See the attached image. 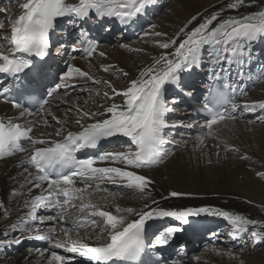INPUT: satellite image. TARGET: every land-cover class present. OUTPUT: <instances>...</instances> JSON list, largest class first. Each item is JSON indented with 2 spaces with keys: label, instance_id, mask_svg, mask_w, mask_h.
Listing matches in <instances>:
<instances>
[{
  "label": "snow or ice",
  "instance_id": "obj_1",
  "mask_svg": "<svg viewBox=\"0 0 264 264\" xmlns=\"http://www.w3.org/2000/svg\"><path fill=\"white\" fill-rule=\"evenodd\" d=\"M0 2L11 3L12 0ZM255 2L256 0H251L247 6L252 7ZM17 3L22 13L10 20V34L0 36V74H7L19 80L21 74L26 77L34 70V58L44 59L50 56L51 36L61 19L66 18L72 27L80 26V47L62 42L55 48V54L60 55L64 49L71 47L74 52L81 51L92 55L96 53L98 42H93L82 30L84 22L94 14L97 18L114 19L129 27L137 22L152 0H17ZM242 6H245V0H234L225 7L238 12ZM0 12L6 10L0 9ZM222 13L223 8L203 17L191 30L187 27L181 29L182 39L176 37L159 43L160 48L172 47L174 51L159 55L152 64L144 67L138 76L131 78L125 89L118 90L111 81H105L112 95L109 96L108 92L104 95L110 100L121 97L122 103H112L102 112L77 109V131L67 130V122L52 115V120L58 125L54 128V133L60 139L37 138L34 135V129L37 127L35 119L24 120L23 123L17 121L25 116H32L27 107L29 103L37 105V111L48 114V108H45V105L50 104L48 97H53L62 87L65 91L82 88V85H75L70 81L73 78L91 79L87 72L79 67L68 66L67 70L59 75L60 82L47 91L45 98L31 97L25 104L8 99V94L12 91L10 86L0 89V95L5 102L20 109L18 117L0 118V158L25 153L27 156L20 162L21 166L27 164L35 169L26 181L31 187L27 193H21L27 197L24 200L27 211L18 218V223L9 226L17 233V237L12 241L0 240V246H8L13 242L22 243L19 236L39 233L40 225L52 221L54 224H69L73 227H61L63 238H55L57 229L54 226L48 227L46 232L34 238L46 241L55 248H63L66 253L77 254L90 264H148L146 257L153 249L168 245L174 239V234L182 231L183 225L189 224V218L201 216L219 217L230 222L233 227L230 236L234 240L242 239L244 234H248L257 242H264V222L212 206L169 209L160 206L155 200L152 202L155 207L145 205L146 210L139 212L117 206V213L135 212L138 216L137 219L129 220L125 216L102 210L88 201L89 189L108 191L107 188L101 189V184L96 183L97 181L106 180L117 187L141 193L150 190L153 183L150 178L128 169L150 168L163 163L172 155L169 146L174 143V130L193 126L170 120V114L175 112L179 100L176 97L171 100L166 98L167 86L179 88L182 77L191 75L194 69L201 68L205 62L208 64L209 78L213 83L208 89V99L201 113L205 117L203 130L196 137L201 144L206 136L214 135L213 126L235 120L238 107L264 110V102L239 106L235 103L238 95L246 94L247 86L243 83V78L244 69H250L253 62L251 47L264 38V11L226 17L222 16ZM197 19L198 17L192 18L193 21ZM3 29L4 22L0 21V30ZM104 30L111 32V27L105 26ZM155 35L163 34L157 32ZM99 55L104 56L105 53L100 52ZM110 67L111 65H106L103 70L108 71ZM121 74L126 78L129 75L122 70ZM233 76L236 77L235 80L231 79ZM93 83L99 81L93 80ZM185 94L190 95L187 92ZM97 116L103 118L94 119ZM84 119L94 122L81 123ZM117 136L126 137L130 141L126 151L100 152L98 155L85 152L78 156V153L84 150L96 149L102 140ZM216 147L219 148V145ZM103 162L121 164L124 167L97 166ZM78 183L80 187H77ZM33 189H39V194L32 196ZM187 195L190 194L173 191L163 199ZM89 208L94 210L76 218L71 215L70 210L83 213ZM3 209L4 205L0 202V210ZM40 209L54 210V214L47 217L38 215ZM97 217L104 221L100 232L110 233L104 243L90 246L82 239H72L74 228L77 231L89 227L95 230L98 225ZM164 218L179 222V226H169L151 240L146 231L147 223ZM4 235L7 236L8 233L5 232ZM97 235L99 236V233ZM181 250L183 251V246ZM50 264H68V258L52 252ZM161 264H167V261L161 258Z\"/></svg>",
  "mask_w": 264,
  "mask_h": 264
},
{
  "label": "bare ground",
  "instance_id": "obj_2",
  "mask_svg": "<svg viewBox=\"0 0 264 264\" xmlns=\"http://www.w3.org/2000/svg\"><path fill=\"white\" fill-rule=\"evenodd\" d=\"M20 2H22V0H20ZM71 2H77V0H71ZM180 2H183L184 4L181 11L174 6L172 14L168 15V18L165 21L170 25L168 26V23L164 24V22L161 26H158L155 29V33L159 32L163 35H153L150 40L146 41V46L140 47L138 46L139 44L133 46L129 43L121 42L119 44V40L116 41L111 35H109L107 36V39L110 41L101 46L97 55L92 60H71L69 66L79 67L81 70L87 72L91 79L85 80L84 78H73L70 82L72 84L80 85L85 84L96 77L97 81H100L101 84H103V87L100 85L102 90L108 92V94L110 93L109 96H111L112 93L104 83L105 81H111L113 86L118 90L125 89L126 86L124 88H119L120 85L115 83L118 76H123L121 70L129 74L126 79L127 82H130L131 78L138 76L139 72L144 67L152 64L159 55L174 51L172 47L169 49L160 48L159 43L168 42L176 37L182 39L183 36L180 32L181 29L187 27L188 30H191V28L197 25L203 17L220 11L222 8V16L224 17L228 15L244 16L250 14L238 13L237 11L232 13L225 12V6L230 2H234V0H180ZM249 3H251V0L245 2V6L243 7L247 9L250 8L252 13L264 11V7L260 4H257V8L255 9V5L252 7L247 6ZM256 3L257 2H255V4ZM1 5L0 7L5 5L8 6L10 3L5 4L4 2H1ZM7 9H11V6ZM241 9L243 8H240V10ZM21 13L22 10L19 6L17 7V13H12L11 11L9 14L7 13L8 22L6 25L4 24V29L0 30V36L10 34V20L14 19ZM193 17H198V19L193 21ZM183 20L184 22L182 26H179L178 28L175 27L174 29L170 27L171 25L175 26V22L178 24ZM260 41L263 42L264 38H261L258 42ZM111 42L114 43L113 47L110 46ZM177 43H179V40H177ZM100 52L105 53V55L100 56ZM64 58L66 60L70 59V57L66 55ZM64 58L61 59L57 56L56 59H60V62L62 63L65 61ZM106 65H111L108 71L103 70V67ZM191 90L192 89H190V91ZM260 90L261 88L256 91L254 95H249V101L239 100L237 105L264 102V95L259 93ZM73 91L76 90H72L66 98L64 97L62 99L54 100L53 103L47 107L48 114L42 113L39 118L36 119L37 127L34 135L37 138L49 140L60 139L55 136L54 128L58 127V125L52 120V115L59 117L62 121H66L67 130L77 131L78 126L75 123V120L79 118L77 109L80 111L102 112L112 103H122L121 97H116L115 100H110L104 97L106 101L101 103L95 99V97H88L85 99L78 97L77 93H74ZM191 92L195 100L199 99L197 92ZM100 105H103L104 107L101 108ZM175 108V113L178 115V118L173 122L182 121L185 125L191 124L193 126L183 127L186 131L175 132L173 138L174 148L169 149L172 155L156 168L146 171L131 168L128 169L135 170L138 174L146 175L153 181L150 190H146L144 193L124 188L126 193L133 191V193L140 195H137L139 199H141L139 201L140 203L129 204L126 203L127 201L120 200L118 197L111 194L108 196H92L90 191L88 201L97 205L100 209L111 211L114 215L118 216L122 214L116 212L117 206L121 209L132 208L136 212H139L140 210H146L144 209L145 205L155 207L152 203L155 200L160 206L169 209L212 206L219 210H228L236 214H243L246 218L264 222V175H259L264 173V125L252 124L247 120L242 121L237 118L235 120H229L223 122L220 126H213L214 135L206 136L203 144H201L196 137L200 135L203 130L202 126L204 123L195 121L192 114H190V111L185 110L181 104H177ZM0 111H5L10 115L13 114V111L9 112L8 107L2 104H0ZM66 113H68V115H65ZM248 117L250 119L253 118L251 116ZM102 118L103 117L97 116L94 119ZM45 120L47 121V124H45ZM92 122L94 121L90 119H84L81 121V123ZM216 145H219V148H217ZM126 150L127 149H121L114 152ZM25 159L26 156L22 155L16 159L0 161V202L4 205V209L0 210V240L6 239L11 241L13 236L17 237V233L9 226L18 223V218L27 211L24 207V200L27 197L22 196L21 193H27L29 187H31L26 181L30 178L29 174L34 173V170L27 164L21 166L20 162ZM104 166L124 167V165L111 164L109 162ZM25 168H27V171H25ZM101 184L107 186L111 183L105 180L101 182ZM9 186L14 188L13 190L17 191L22 199H20L14 207H10L5 201ZM173 191L188 193L190 195L163 199V197H167L168 194ZM39 192V189H33L31 195H38ZM143 194L146 195L147 202L141 203L145 200ZM5 209L10 210L7 218L2 217ZM93 210L94 209L89 208L85 209V212L88 213ZM39 214L41 215V212ZM71 215L73 217V212H71ZM125 217L129 220L138 218L135 212ZM202 217L203 216L198 218ZM215 218L225 220L219 217ZM227 225H231L230 222H228ZM50 226H54L57 229L55 238H63V233L60 229L61 227H66V224H54L52 221H46L44 224L40 225L39 227L41 231L39 233H26L24 236H19V238L23 240L28 235L37 236L43 234ZM5 232L8 233L7 236L4 235ZM97 233L98 232L94 233L89 229L71 235L72 239H82L90 246H98L99 244H102L99 243V240L102 241L103 236L100 233L98 236ZM109 235L107 236L109 237ZM201 237L202 236H198L194 240V246L198 249L202 245ZM8 247L9 245L0 246V264H50L52 252H56L60 255L66 253L63 248H55L50 244V247L47 246L43 249L29 248L24 252H19V255H17V253L15 255L14 253L13 258L7 262L3 255ZM171 264H174V262ZM175 264H228V261L227 259L221 261L217 256H214L211 250H207L205 254L198 256V258L196 257L190 261L188 260L186 263L176 261ZM248 264H264V256L249 260Z\"/></svg>",
  "mask_w": 264,
  "mask_h": 264
},
{
  "label": "rangeland",
  "instance_id": "obj_3",
  "mask_svg": "<svg viewBox=\"0 0 264 264\" xmlns=\"http://www.w3.org/2000/svg\"><path fill=\"white\" fill-rule=\"evenodd\" d=\"M247 1L248 0H245V2H247ZM256 2L257 3L255 4V9L257 8V4H260L261 6L264 7V0H262V1H256ZM5 4H9V3H5ZM183 5H184L183 2H180V0H170L168 2L167 6L162 10V12L158 15V17L153 21L154 23H152L144 31V34L142 35L141 39H138L136 42H133V41L124 42L123 40L120 41L119 40L120 38H115V40L116 41L119 40V44L121 42V43H129V44H131L133 46H137L138 44H139L138 46H140V47L146 46L147 45V42L146 41L147 40H150L153 37V35L155 36V29L158 26H161L162 23H164L167 20L168 15L172 14L173 7L176 6V8H178L181 11ZM10 6H11V9H7ZM17 7H18L17 0H12V2L10 3V5H8V6L5 5L3 7H0V9H5L6 10V12H1V14H0V21L4 22V24L6 25L7 22H8L7 17H8L9 12L11 11L12 13H14V12L17 13ZM240 8H243V9L240 10ZM240 8L238 10V13H252L250 8L247 9V8H245L243 6L240 7ZM224 11L225 12H231V13L234 12L233 10H230L227 7L224 8ZM183 22H184V20L182 22L180 21L178 24L175 22V26L174 25H171L170 27L172 29H174L175 27L178 28L179 26H182ZM167 23L168 22H165L164 24H167ZM169 25L170 24L168 23V26ZM152 26H154V27H152ZM113 45H114V43L111 42L110 46L113 47ZM93 80L97 81V78L95 77L94 79H92L91 81L89 80L85 84H80V85L83 86L82 89H81V87L80 88H76L75 89L76 91H73V92L74 93H77L78 97H81L83 99L88 98V97H90V98H94L95 97V99H97L99 102L104 103V101H106L105 98H107V97L104 95L105 91L102 90L103 84H101L100 81H99V83H93ZM115 83L117 85L118 84L120 85L119 88H124L125 86L128 85L129 81L127 82V79L124 76H118L116 78ZM260 88H261V90L259 91V93L264 95V82H263V84L261 86H259V88H257L255 91L249 93L246 96L247 97L246 100L249 101V98H248L249 95H254L256 93V91H258ZM108 95H110V93ZM248 116H251V114L248 113L246 118H244V115L241 114L240 116L237 117V119H240L242 121L243 120H247L248 122H250L252 124L264 125V122H256L255 120L250 119ZM178 132H180V131H178ZM124 149H126V148H124ZM108 185H112V187L111 188L109 187L107 192H105V191L102 190L100 193H97L95 195H97V196L98 195H101V196H106L107 195L108 196L109 194H111L113 196L118 197L120 200L127 201L126 203H129V204H131V203L132 204H134V203H137V204L140 203L139 201L141 199H139V197H138L140 195H138L136 193H133V191H131V192L129 191V192L126 193L124 191L125 190L124 188L117 187L114 184H108ZM13 189L14 188H12L11 186H9V191H8V194L6 195V198H5L6 204H8L10 207H14L15 204L21 199V197L19 196V193H17V191H14ZM95 195L92 194V196H95ZM143 195H144V197L146 196L145 194H143ZM125 199H127V200H125ZM144 199H143L144 201H142L141 203L147 202V200H146L147 198L145 197ZM9 211L10 210L5 209L4 212H3V216L2 217L3 218H7L8 215H9ZM119 213L122 214L123 216L131 215L130 213L124 212V211H121ZM103 224L104 223H100L98 226H96L95 230H93V229H90V230L92 232H94V233L95 232L100 233L103 236L102 237V241L105 242L107 240V238H108L107 235H109L110 233L109 232H100V228L104 226ZM227 224H228V222H227ZM230 226H232V225H229V227ZM66 227H69V226L66 225ZM215 231H219V228L217 230H215ZM73 233H76V232L75 231H72V234ZM221 237L222 238H220V239H224L225 238V235H223ZM202 238H203V236L201 237V244H202L201 247L199 248V250L197 252L195 251V252L192 253V255L189 257V261L192 260V259H194V258H196V257L198 258V256H201L202 254H205L207 250H211V252H213L214 256H217L219 259H221V261L223 259H227L228 264H248V261L249 260H252L254 258H258V257L264 256V247H259L257 249H253L250 244L247 245L245 248L242 247V248H237V249L226 248V247H224L222 245H219V244L218 245H215L214 247L212 245H208L207 247L206 246L204 247L203 244H204L205 240H202ZM102 241L99 240V243H104ZM180 245H183V243H181ZM26 250L27 249H23V250H21L19 252L21 253V252H24ZM19 252L17 253V255H19ZM3 257H4V259H6L7 262L11 258H13L12 255H10L9 257H7V255H4Z\"/></svg>",
  "mask_w": 264,
  "mask_h": 264
}]
</instances>
